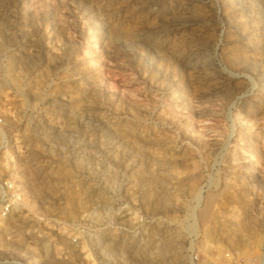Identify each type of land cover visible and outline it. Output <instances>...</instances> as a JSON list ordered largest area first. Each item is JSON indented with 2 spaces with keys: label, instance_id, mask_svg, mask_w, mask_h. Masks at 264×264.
<instances>
[{
  "label": "rangeland",
  "instance_id": "1",
  "mask_svg": "<svg viewBox=\"0 0 264 264\" xmlns=\"http://www.w3.org/2000/svg\"><path fill=\"white\" fill-rule=\"evenodd\" d=\"M0 264H264V0H0Z\"/></svg>",
  "mask_w": 264,
  "mask_h": 264
},
{
  "label": "bare ground",
  "instance_id": "2",
  "mask_svg": "<svg viewBox=\"0 0 264 264\" xmlns=\"http://www.w3.org/2000/svg\"><path fill=\"white\" fill-rule=\"evenodd\" d=\"M96 241H97V240H96ZM97 243H99V242H97ZM97 243H95V244L97 245ZM99 244H100V243H99ZM86 255H88V254H86ZM86 255H85V256H86ZM86 257H87V256H86Z\"/></svg>",
  "mask_w": 264,
  "mask_h": 264
}]
</instances>
